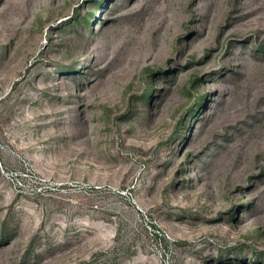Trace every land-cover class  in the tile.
Listing matches in <instances>:
<instances>
[{"label":"rangeland","instance_id":"374dc122","mask_svg":"<svg viewBox=\"0 0 264 264\" xmlns=\"http://www.w3.org/2000/svg\"><path fill=\"white\" fill-rule=\"evenodd\" d=\"M0 264H264V0H0Z\"/></svg>","mask_w":264,"mask_h":264}]
</instances>
